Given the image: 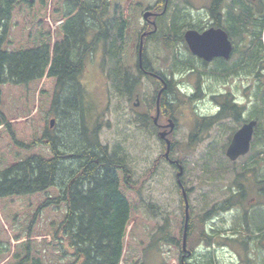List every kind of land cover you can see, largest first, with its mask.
I'll use <instances>...</instances> for the list:
<instances>
[{"label":"trees","instance_id":"1","mask_svg":"<svg viewBox=\"0 0 264 264\" xmlns=\"http://www.w3.org/2000/svg\"><path fill=\"white\" fill-rule=\"evenodd\" d=\"M252 1L213 0L208 12L216 25L228 33L234 46L231 59L218 61L217 70L224 76L245 71L256 74L258 79L260 111L256 109L251 116L258 122L251 149L252 152L255 147L256 151L245 168L257 170L256 176L263 185L264 0L258 11ZM23 11L29 19L24 24L28 35L13 40L15 18ZM149 11L156 10L148 0H0V128H4L9 142L22 151L16 154L14 162L0 168V216L8 223L6 216L17 207V198L27 199L28 208L33 200L42 201L33 213L26 241L20 243L7 264H145V253L159 243L181 248L180 264H186L190 252L183 250V229L179 236L176 232L169 234L167 227L162 226L150 235L146 244V231L149 234L151 228L140 210L141 189L120 150L110 151L101 143L102 124L89 119L92 107L82 81L86 64L102 50V66L107 69L116 93L131 97L145 76L140 62L143 61L146 70L149 67L145 54L147 41L163 34L161 39L167 48L184 42L181 20L175 17L167 24L166 14L162 16L164 29L149 36L147 32L154 29L143 20ZM46 18L56 26L55 42L44 27ZM247 37L250 42L243 45ZM141 41L144 47L140 53ZM172 57L177 59L175 50ZM134 68L140 77H134ZM40 86H44L45 98L37 99H42L40 104L46 103L47 108L43 132L20 140L14 123L17 118L9 113L32 103ZM11 91H26V98L17 105V100L9 98ZM156 100L153 115L157 112ZM229 104L230 112L226 104L218 117L202 123L211 126L217 119L235 114L241 119L243 110ZM20 118L29 119L22 112ZM142 122L152 125L149 119ZM247 173L254 172L243 175ZM240 192L244 197V191ZM232 201H228L227 207L233 206ZM44 215L47 221L51 219L49 227L44 233L37 232L34 238L32 227L41 225ZM253 228L254 241L264 250V223L254 224ZM206 241L210 244L213 240ZM10 253V249L0 244V259H7Z\"/></svg>","mask_w":264,"mask_h":264},{"label":"rangeland","instance_id":"2","mask_svg":"<svg viewBox=\"0 0 264 264\" xmlns=\"http://www.w3.org/2000/svg\"><path fill=\"white\" fill-rule=\"evenodd\" d=\"M170 1L164 19L167 24H171V21L178 17L183 34L191 29L189 26H197V30L210 26L212 19L208 9L213 0ZM261 1H252L258 8L257 11ZM148 3L154 8L159 6L157 10L161 13L165 0H148ZM25 11L15 18L17 26L11 33L13 40H17L16 37L25 39L28 35V30L24 31V24L29 21L28 16L24 15ZM44 23V27L53 36L52 41L55 42V24L49 18H46ZM157 23L158 29L162 31L165 26L162 17ZM36 28L37 24L34 25V34ZM162 35L158 34L147 41L145 54L149 67L171 81L178 93L177 98L173 95L167 97L169 105L166 108L178 120L179 125L173 135V155L184 167L182 180L190 200L191 233L187 247L190 255L186 257V264H264V250L259 242L254 241L256 235L254 237L251 234L255 230L254 224L258 226L259 223H264V217L255 215H264V184L259 182L257 170L252 169L253 167L248 170L245 168L249 157L256 151L255 147L250 154L236 162H231L226 156L233 134L252 118L256 109L260 111L259 96L256 94L257 76L245 71L224 76L217 70V65L205 66L193 57L185 41H178L179 43H174L175 46L170 44L167 48L161 39ZM249 42L247 37L242 43L248 45ZM173 50L178 53L179 58H171ZM102 60L103 52L99 50L93 59L88 61L82 75L87 100L92 107L89 119L93 123L102 124L99 135L101 143L108 146L110 151L120 150L126 158L134 182L141 189L143 203L140 210L151 228L149 234L146 231V244L150 235L153 232L155 234L156 227L166 226L169 234L176 232L180 236L185 214L183 198L176 182L178 171L165 161L159 164L158 158L165 153L166 145L158 138L157 131L151 124L145 125L143 120H140L152 114L153 102L161 85L157 86L154 81L144 77L134 88L131 97L119 96L108 77L107 69H103ZM133 75L135 78L140 77L137 68L133 69ZM43 89L44 86L37 88L32 103L24 105L22 110L13 109V112L9 113L17 118L14 123L17 125L16 132L20 140L31 137L33 133L43 132L47 108L46 103L40 104L42 99H37L45 98ZM25 95L26 91H11L9 98L17 100L18 105V101L26 98ZM137 95L141 102L139 107L134 105ZM227 100L243 110L241 119L235 114L233 117L217 119L211 126H207L206 122L202 123V119L215 117ZM21 112L29 119L22 120ZM29 121H32L30 125ZM25 122L26 126L23 125ZM0 130L2 168L14 162L16 154H22V151L9 142L3 133L4 128ZM222 164L225 166L222 167ZM249 171L256 174L243 175ZM240 189L244 191V197L241 196ZM15 200L17 207L6 216L8 223L2 215L0 216V244L11 251L7 259H0V262L3 260L0 264H7L20 243L26 241L33 213L42 202L33 200L32 206L28 208L27 199ZM230 200H233V206L223 212L221 208ZM214 209L216 211L207 217L206 214ZM44 218L45 215L42 220ZM50 220L45 218L41 225L32 227L34 238L37 232H45ZM137 221L141 230L140 217ZM249 221L254 224L250 225ZM138 235L140 237V231ZM159 237L160 235L156 238ZM208 238L213 240L211 246L207 245ZM181 240L183 242V237ZM181 256V248L178 250L172 245L159 243L145 253L144 263L180 264Z\"/></svg>","mask_w":264,"mask_h":264},{"label":"water","instance_id":"3","mask_svg":"<svg viewBox=\"0 0 264 264\" xmlns=\"http://www.w3.org/2000/svg\"><path fill=\"white\" fill-rule=\"evenodd\" d=\"M153 14L151 12L145 14V19H148ZM153 25L155 23L152 22ZM185 41L187 42L192 54L200 59H204L207 62L212 61L215 58L229 59L233 51V45L229 39L228 34L221 28H211L203 33H199L196 30H188L185 34ZM140 53L142 52L143 45L140 46ZM158 114L154 117V122H158L159 117V104ZM54 124V121L51 123ZM257 121H251L241 127L233 136V139L226 151V156L232 162L237 161L240 157L247 155L251 149V142L254 136V131L257 126ZM170 131H163L159 133L161 139L166 140L167 143V157L170 153L171 141L167 139V136L174 130L175 124L171 121L167 126ZM183 175V167L180 166V172L177 175L178 182L181 184V177ZM186 202V231L189 220V202L187 193L183 191ZM184 251L187 252L186 233L184 236Z\"/></svg>","mask_w":264,"mask_h":264},{"label":"flooded vegetation","instance_id":"4","mask_svg":"<svg viewBox=\"0 0 264 264\" xmlns=\"http://www.w3.org/2000/svg\"><path fill=\"white\" fill-rule=\"evenodd\" d=\"M154 8V7H153ZM155 10L159 9V6H156L154 8ZM164 9V8H163ZM168 9V7H167ZM163 11V10H162ZM167 12V11H166ZM165 12V13H166ZM155 13V17L156 19L159 18L160 15H162L158 10L157 11H154ZM152 18V17H151ZM212 19V18H211ZM147 22H149V20H146ZM150 24V23H149ZM215 24V21L212 20L211 24L210 25H214ZM151 25V24H150ZM211 27H215V26H209L208 28L206 29H209ZM205 30V29H204ZM150 36V35H149ZM166 38H169L166 36ZM177 54V58H179V55L178 53L176 52ZM219 60H215L214 62L217 63ZM203 62V61H202ZM146 64L149 65L147 63V60H146ZM205 64V63H204ZM140 68H141V71L145 74V76H142V79L144 77H148L149 79H151L152 81H154L156 83V85L158 86L159 84L161 85V88L160 90L158 91V95H157V100H156V105L155 107L157 108V105L159 104V118H158V122L155 124L152 117H153V114H149L145 117H142L140 120H148L149 119V122L151 121L152 122V126H153V129H155L157 131V135H159V132L160 131H165L167 129V125L173 121V123L175 124V129L176 127L179 125L178 124V120L176 119V117L172 114V112L170 113L169 110L166 108L168 105H169V102L167 101V97L169 95H173L174 98L176 97L177 98V95L178 93L176 92V90L174 89L173 87V83L170 81H168L162 74L160 73H156L154 72V70H152L150 67H147L148 70L145 69V66H144V63L143 61L141 62L140 64ZM139 72V71H138ZM140 73V72H139ZM136 99H137V102H138V105L136 107H139L141 105V102H140V98H139V95L136 96ZM228 103H230V100H227ZM228 103H224L221 105V110L220 112H222L224 109V107H226V104ZM154 104V102H153ZM135 105V104H134ZM173 105V103L171 104ZM173 109V108H172ZM171 109V110H172ZM230 109H231V106L230 104L227 105V111L230 112ZM160 120V122H159ZM246 123V122H245ZM150 124V123H148ZM173 135H174V132L170 135L171 137H169V139L172 141V145H173ZM164 142V141H163ZM164 144H166L164 142ZM173 152H174V148L173 146L170 148V153H169V156L167 157L165 154L167 153V146H166V153H163V155H161L158 160H159V164L162 162V161H165L167 162L168 164H170L173 168H176L177 171H180L179 169V164H182L180 162V160L178 159H175L174 158V155H173ZM177 182V185L180 189V193L182 195V198L183 197V188L185 189L186 193L188 194L189 196V193H188V190L186 189L184 183L180 184L178 181ZM190 201V200H189ZM183 202H184V199H183ZM185 207V206H184ZM222 211H228L229 209L228 208H221ZM216 210H212L211 212L207 213L206 216H211ZM190 220H191V208H190V219H189V222L188 224L190 223ZM185 224H186V219H185V216H184V219H183V227H181L180 231L183 229V238L185 236ZM189 226V225H188ZM189 229V228H187ZM156 230H158V228L156 227ZM187 238H188V230H187ZM261 245V244H259Z\"/></svg>","mask_w":264,"mask_h":264},{"label":"bare ground","instance_id":"5","mask_svg":"<svg viewBox=\"0 0 264 264\" xmlns=\"http://www.w3.org/2000/svg\"><path fill=\"white\" fill-rule=\"evenodd\" d=\"M52 121H54V120H52ZM55 122V121H54ZM52 123V122H51ZM54 125V124H53ZM53 125L51 124V126L53 127ZM186 229V228H185ZM93 259V258H92Z\"/></svg>","mask_w":264,"mask_h":264}]
</instances>
